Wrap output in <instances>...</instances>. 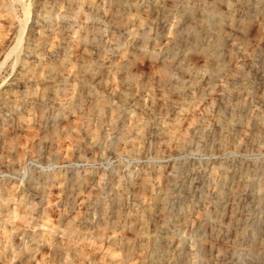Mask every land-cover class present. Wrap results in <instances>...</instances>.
Segmentation results:
<instances>
[{"label": "rangeland", "instance_id": "obj_1", "mask_svg": "<svg viewBox=\"0 0 264 264\" xmlns=\"http://www.w3.org/2000/svg\"><path fill=\"white\" fill-rule=\"evenodd\" d=\"M0 264H264V0H0Z\"/></svg>", "mask_w": 264, "mask_h": 264}]
</instances>
